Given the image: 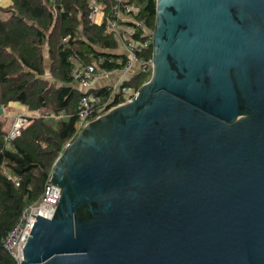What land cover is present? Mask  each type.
<instances>
[{
  "label": "water",
  "instance_id": "1",
  "mask_svg": "<svg viewBox=\"0 0 264 264\" xmlns=\"http://www.w3.org/2000/svg\"><path fill=\"white\" fill-rule=\"evenodd\" d=\"M152 47L54 162L21 264H264V0H156Z\"/></svg>",
  "mask_w": 264,
  "mask_h": 264
},
{
  "label": "trees",
  "instance_id": "2",
  "mask_svg": "<svg viewBox=\"0 0 264 264\" xmlns=\"http://www.w3.org/2000/svg\"><path fill=\"white\" fill-rule=\"evenodd\" d=\"M104 1L108 11L112 0ZM11 2L0 5V108L5 112L16 103L63 117L31 118L21 135L7 142L8 119L0 115V264H16L3 241L22 212L40 202L54 162L79 134L78 105L84 92L71 77L70 57L99 68L118 66V58L123 59L113 53L118 49L114 35L89 18L86 0H63L61 6L58 0ZM134 3L153 30L156 0ZM111 57L113 64L102 63ZM150 76L134 77L127 85L136 93Z\"/></svg>",
  "mask_w": 264,
  "mask_h": 264
},
{
  "label": "built area",
  "instance_id": "3",
  "mask_svg": "<svg viewBox=\"0 0 264 264\" xmlns=\"http://www.w3.org/2000/svg\"><path fill=\"white\" fill-rule=\"evenodd\" d=\"M62 1L58 0L59 6H61ZM86 1L90 9L89 18L94 21L97 15H101V24L104 25L107 32L114 35L118 43V49L113 53L123 57V59L118 58V66L114 64L112 67L99 68L94 64H82L74 57H70L71 77L74 82L85 88L78 105L77 133L88 122L129 101L136 93L132 92L127 83L134 77L150 75L153 69V30L148 25L149 19L140 16L141 9L134 3L135 0H112L108 11H106L107 5L104 0ZM114 60L113 57L105 58L102 63L109 62L113 64ZM99 80L104 84L100 88H93L95 82ZM90 91L93 92L89 93ZM124 98L126 101L120 102ZM39 112L36 111L29 116H18L6 136V141L10 142L19 137L21 131L30 124L31 118L44 117L49 120H58L63 117L62 115L49 113L37 117L36 114H39ZM46 115L48 116L46 117ZM14 181L18 186L19 179L14 178ZM61 192L60 187L48 180L40 202L35 206L27 207L22 212L17 223L4 239V248L16 264H21L24 259L23 249L36 218L38 215L46 218L53 216Z\"/></svg>",
  "mask_w": 264,
  "mask_h": 264
},
{
  "label": "crops",
  "instance_id": "4",
  "mask_svg": "<svg viewBox=\"0 0 264 264\" xmlns=\"http://www.w3.org/2000/svg\"><path fill=\"white\" fill-rule=\"evenodd\" d=\"M3 0L0 2V5L2 6V7H7V6H10V5H12V2H11V0H10V3L8 4V5H3ZM93 23H98V24H101V22H102V18H101V21H98V22H95V19H94V21H92ZM104 84V82H102V81H96L95 82V84H94V87L93 88H100L102 85ZM77 87H78V89L80 90V91H82V92H85V88H83V87H81L80 85H78L77 84ZM14 105V107L16 106V109L17 110H19V113L18 114H16L15 112H12L11 114V116L10 117H8L7 119L10 121H13V123H14V119H15V117H17V116H19V115H23V116H29V115H32V114H34L36 111H41V110H34V111H31V110H29L27 107H25V106H21V105H19V104H13ZM22 112H26V113H22ZM7 120V121H8ZM7 132H9V130L11 129V128H8L7 127Z\"/></svg>",
  "mask_w": 264,
  "mask_h": 264
},
{
  "label": "rangeland",
  "instance_id": "5",
  "mask_svg": "<svg viewBox=\"0 0 264 264\" xmlns=\"http://www.w3.org/2000/svg\"><path fill=\"white\" fill-rule=\"evenodd\" d=\"M3 5H8L9 3H10V0H3ZM98 21H101V15H97L96 17H95V22H98ZM12 112H15L16 114H18L19 113V110H17L16 109V106L14 107V105H12V104H10L6 109H5V112L3 113V116L5 117V118H8V117H10L12 114ZM22 113H26V112H22ZM47 113H49V114H54V113H50V112H48V111H40L39 112V114H36V116L38 117V115H40V116H43V115H45V114H47ZM19 116H23V115H19ZM48 115H46V117H47ZM18 117V116H17ZM17 117H15V119L17 118ZM14 119V120H15ZM13 126V121H7L6 122V129H7V127L8 128H11ZM8 173V172H7ZM9 176V175H8Z\"/></svg>",
  "mask_w": 264,
  "mask_h": 264
}]
</instances>
